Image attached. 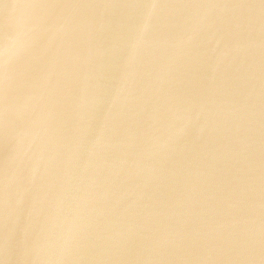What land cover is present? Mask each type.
<instances>
[{
  "label": "water",
  "instance_id": "obj_1",
  "mask_svg": "<svg viewBox=\"0 0 264 264\" xmlns=\"http://www.w3.org/2000/svg\"><path fill=\"white\" fill-rule=\"evenodd\" d=\"M0 264H264V0H0Z\"/></svg>",
  "mask_w": 264,
  "mask_h": 264
}]
</instances>
